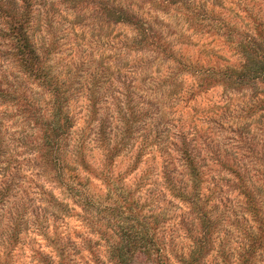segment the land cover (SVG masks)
<instances>
[{
  "label": "clouds",
  "instance_id": "1",
  "mask_svg": "<svg viewBox=\"0 0 264 264\" xmlns=\"http://www.w3.org/2000/svg\"><path fill=\"white\" fill-rule=\"evenodd\" d=\"M0 264H264V0H3Z\"/></svg>",
  "mask_w": 264,
  "mask_h": 264
},
{
  "label": "trees",
  "instance_id": "2",
  "mask_svg": "<svg viewBox=\"0 0 264 264\" xmlns=\"http://www.w3.org/2000/svg\"><path fill=\"white\" fill-rule=\"evenodd\" d=\"M3 0H0V7H2Z\"/></svg>",
  "mask_w": 264,
  "mask_h": 264
}]
</instances>
